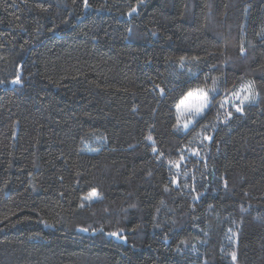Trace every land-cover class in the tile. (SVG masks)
I'll return each instance as SVG.
<instances>
[{"label":"trees","instance_id":"16d2710c","mask_svg":"<svg viewBox=\"0 0 264 264\" xmlns=\"http://www.w3.org/2000/svg\"><path fill=\"white\" fill-rule=\"evenodd\" d=\"M0 264H264V0H0Z\"/></svg>","mask_w":264,"mask_h":264},{"label":"snow or ice","instance_id":"6c2138e0","mask_svg":"<svg viewBox=\"0 0 264 264\" xmlns=\"http://www.w3.org/2000/svg\"><path fill=\"white\" fill-rule=\"evenodd\" d=\"M84 4H85V7H87L88 6V0H84ZM135 11H136V9L133 8L132 12H135ZM129 31H131V29H129ZM244 52H245V49L242 47L241 48V53L243 54ZM12 83H15V84L21 83L20 77L17 76L16 79L12 81ZM241 88H242V90H244V91H246L248 93V94L244 95L242 98L240 97L239 92H233V93L230 94L231 97L234 100H239L238 104L237 103H233L232 104V106L235 108V110L237 112H243L242 105L246 101L247 102H251V100L255 99L254 82L249 81L247 84L242 85ZM210 91L211 92H216L217 89L216 88H212V89H210ZM161 93H163L162 89H161ZM227 102H229V98L225 97V100L220 102V106L224 107V104L227 103ZM211 106H212V101H211V98L209 96V91H205L204 89H196V90L187 92V94L184 95L179 100V102L176 104V109L181 114H184L185 112H188V113H192L193 115H196V116H202L205 113V110L208 109ZM232 115H233L232 112L228 111L226 113V118L225 119L227 120L228 118H231ZM190 123H192L191 120L184 121L183 122V126L185 128H187ZM147 139L148 140H152V137L149 136V137H147ZM208 139H211V137H209ZM153 151L155 152L156 149L153 148ZM97 198H99V193L95 189H93L89 193V195L87 197H85V199H87V200H93V199H97ZM81 207H83V205H81ZM83 231H88V229L85 228V229H83ZM109 235L117 236L120 239H125V237L121 236L119 232H112V233H109ZM236 258H237L236 257V253L233 252L232 253L233 261H235Z\"/></svg>","mask_w":264,"mask_h":264},{"label":"rangeland","instance_id":"374dc122","mask_svg":"<svg viewBox=\"0 0 264 264\" xmlns=\"http://www.w3.org/2000/svg\"><path fill=\"white\" fill-rule=\"evenodd\" d=\"M177 110V109H176ZM206 111V110H205ZM177 112V121H178V127L182 130H187L191 125H193V123L195 122L196 119H198L200 116H196V115H193L192 113H188V112H185L184 114H181L180 112H178V110L176 111ZM188 120H191L192 123H190L188 125L187 128H185L183 126V122L184 121H188ZM93 200H96V199H93ZM93 200H87L86 201H93Z\"/></svg>","mask_w":264,"mask_h":264}]
</instances>
